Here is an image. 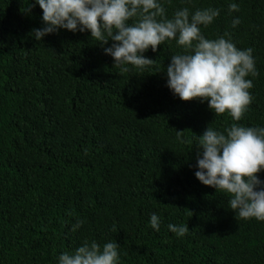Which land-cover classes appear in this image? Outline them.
I'll list each match as a JSON object with an SVG mask.
<instances>
[{
  "label": "trees",
  "instance_id": "16d2710c",
  "mask_svg": "<svg viewBox=\"0 0 264 264\" xmlns=\"http://www.w3.org/2000/svg\"><path fill=\"white\" fill-rule=\"evenodd\" d=\"M173 0L218 7L204 28L252 48L259 76L239 123L264 126V0ZM34 0H0V264H57L85 239L115 240L120 264H264V221L243 220L227 196L194 175V134L232 123L207 101L181 100L166 86L174 42L144 56L162 70L122 72L90 32L41 28ZM235 16L241 24L231 27ZM251 78V77H249ZM177 131L182 132L179 136ZM264 180V170L257 174ZM155 212L162 224L149 226ZM85 224L76 232L77 219ZM187 224L179 238L166 226Z\"/></svg>",
  "mask_w": 264,
  "mask_h": 264
},
{
  "label": "clouds",
  "instance_id": "9594fccd",
  "mask_svg": "<svg viewBox=\"0 0 264 264\" xmlns=\"http://www.w3.org/2000/svg\"><path fill=\"white\" fill-rule=\"evenodd\" d=\"M36 5L42 9L43 26L32 30L35 40L60 29L90 32L102 46L113 41L103 50L122 72L161 71L162 65L144 53L174 42L176 52L166 68V86L181 100L207 101L215 116L232 118L223 128L211 123L202 136L194 134L200 149L194 175L203 185L225 194L228 207L239 218L264 221V180L257 175L264 170V126L239 123L254 100L250 90L259 71L254 50L237 47L229 32L214 39L204 34L203 29L220 16V8L192 10L185 6L169 15L166 6H172L173 0H34L27 10ZM228 11H240L236 0H230ZM241 22L235 16L231 27ZM181 133L177 131L178 136ZM84 224L85 220L78 218L71 231ZM161 224V217L153 212L149 226L158 232ZM166 227L179 238L190 232L187 224L169 223ZM120 247L115 240L101 244L85 239L78 247L61 252L57 264H120Z\"/></svg>",
  "mask_w": 264,
  "mask_h": 264
}]
</instances>
